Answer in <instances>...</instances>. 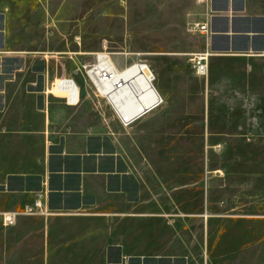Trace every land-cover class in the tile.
<instances>
[{
    "label": "crops",
    "instance_id": "obj_1",
    "mask_svg": "<svg viewBox=\"0 0 264 264\" xmlns=\"http://www.w3.org/2000/svg\"><path fill=\"white\" fill-rule=\"evenodd\" d=\"M61 3L0 0V264H264V168L252 169L253 152L231 151L227 172L206 173L214 152L167 151L259 140L264 163V0L156 2L165 44L148 62L163 103L128 127L85 73L49 57L45 17ZM205 50L203 76L190 55ZM60 77L77 82V105L52 90ZM171 106L176 114L151 120ZM37 198L46 212L25 213ZM9 210L20 214L5 225Z\"/></svg>",
    "mask_w": 264,
    "mask_h": 264
},
{
    "label": "rangeland",
    "instance_id": "obj_2",
    "mask_svg": "<svg viewBox=\"0 0 264 264\" xmlns=\"http://www.w3.org/2000/svg\"><path fill=\"white\" fill-rule=\"evenodd\" d=\"M73 2L62 0L61 14L55 17L47 15L45 17V37L48 47L46 50L49 51V57H52L55 61H59L57 66H59L62 72L71 75H83L85 66L95 58L94 52L88 54L84 51L90 48L98 51L104 40H107L114 59L123 64L133 62L137 58L136 52H141V58L148 61V50L165 44L164 20L162 24H156L157 21L152 12V8H154L156 2L159 8L160 6L164 7V0H129L131 5L136 6V10L129 16L123 3H117L116 0H92L86 2L78 0L76 10L70 11L67 8V3ZM79 38L81 39L79 40ZM78 41H81V45ZM80 50L83 53H75ZM81 81L86 82L84 78ZM90 88L93 89L92 86ZM96 98L98 99V97ZM108 109L113 116V111L110 108ZM167 114H176L172 111V106L166 107L165 110H160L157 114H154L151 120L157 121ZM221 130L223 131V129ZM238 134L249 137L254 136L260 139L261 133L259 128H245L241 132H238ZM260 146L258 140V142L248 145L245 143H238L236 145L209 143L204 145L188 144V146H185L173 143L170 144L168 149V146L165 148L169 152L181 150L214 152L216 157L212 156L211 159L205 161L207 173V168H224L227 172L230 166L229 153L234 150L245 151L248 149L251 150L249 152H253L254 156H256L252 169L254 168L257 171L262 170L264 163L260 159ZM153 150L156 153L162 152L161 147L158 145ZM216 171L220 172V174L224 172L222 169ZM217 172L210 173L215 174Z\"/></svg>",
    "mask_w": 264,
    "mask_h": 264
},
{
    "label": "built area",
    "instance_id": "obj_3",
    "mask_svg": "<svg viewBox=\"0 0 264 264\" xmlns=\"http://www.w3.org/2000/svg\"><path fill=\"white\" fill-rule=\"evenodd\" d=\"M205 1V0H201ZM200 31H207V23H195ZM136 59L133 62L123 64L114 59L113 52L107 41H103L102 48L95 52V58L84 68L85 76L92 86L94 94L102 99L113 111L115 117L125 126H130L136 119L145 113L155 109L163 103V97L155 86V76L152 72L148 74L139 69L128 73V68L136 64H142V53L136 52ZM209 50L192 53L190 60L199 75H207L209 71ZM59 88L67 103L77 105L80 101V88L73 78L60 77L53 83L52 90ZM55 92V91H54ZM134 110L133 113L130 111ZM46 212V208L39 198L34 204L28 205L25 213ZM18 211H4L2 221L5 225H12L17 221Z\"/></svg>",
    "mask_w": 264,
    "mask_h": 264
},
{
    "label": "bare ground",
    "instance_id": "obj_4",
    "mask_svg": "<svg viewBox=\"0 0 264 264\" xmlns=\"http://www.w3.org/2000/svg\"><path fill=\"white\" fill-rule=\"evenodd\" d=\"M140 70V71H144L145 73H149V72H152L153 74H154V76L156 75L155 74V72H154V69H153V67L150 65V63L147 61V60H144L143 62H142V64H136V65H134V66H132V68H128V73H132V72H135L136 70ZM74 81H75V79H73ZM75 83L77 84V82L75 81ZM54 91H56V92H59V88H57V87H55L54 89H53ZM160 93V92H159ZM131 113H133L134 112V110H131L130 111Z\"/></svg>",
    "mask_w": 264,
    "mask_h": 264
}]
</instances>
